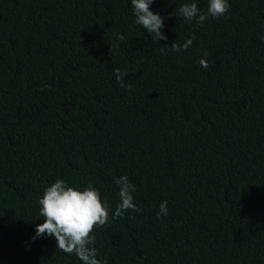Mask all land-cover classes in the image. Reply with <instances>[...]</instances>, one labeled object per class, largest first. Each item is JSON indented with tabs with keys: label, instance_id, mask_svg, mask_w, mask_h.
Returning a JSON list of instances; mask_svg holds the SVG:
<instances>
[{
	"label": "trees",
	"instance_id": "16d2710c",
	"mask_svg": "<svg viewBox=\"0 0 264 264\" xmlns=\"http://www.w3.org/2000/svg\"><path fill=\"white\" fill-rule=\"evenodd\" d=\"M186 2L153 0L155 43L130 0H0V264H82L33 239L38 201L59 178L114 211L120 175L140 211L95 229L99 259L264 264V0L200 26Z\"/></svg>",
	"mask_w": 264,
	"mask_h": 264
},
{
	"label": "clouds",
	"instance_id": "9594fccd",
	"mask_svg": "<svg viewBox=\"0 0 264 264\" xmlns=\"http://www.w3.org/2000/svg\"><path fill=\"white\" fill-rule=\"evenodd\" d=\"M135 23L141 25L149 34H154L155 43L159 40H167V36L161 31L164 27L163 17L151 10L153 0H130ZM230 8L228 0H208L206 11H201L195 0L183 3L179 9V15L185 20L195 21L200 26L208 17L219 18L224 16ZM171 15V14H170ZM117 39L125 40V36L117 33ZM260 39L264 41V36ZM193 40L187 39L182 45L175 42L171 46L159 47L162 51L171 48L174 52L187 50ZM111 51V47H110ZM112 53V52H111ZM207 50L203 56L207 57ZM201 67L207 69L209 64L206 59L200 60ZM113 75L121 87H129L125 84L126 71L113 68ZM118 186L119 203L114 211L107 200L101 199L100 191L91 183L82 189L76 186H69L63 179L57 178L43 190L40 197L39 213L43 223L37 224L33 239L41 236L54 237L56 249L58 248L67 255H75L82 264H108L107 258L99 259V253L95 245L93 235L97 227L109 223V217L117 219L125 212L131 210L139 212L140 208L134 202L133 193L136 185L132 183L127 175H120L115 179ZM168 202L162 201L156 216H166L168 213Z\"/></svg>",
	"mask_w": 264,
	"mask_h": 264
}]
</instances>
